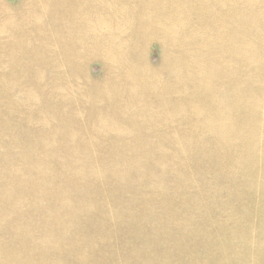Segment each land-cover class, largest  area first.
<instances>
[{
    "label": "rangeland",
    "instance_id": "374dc122",
    "mask_svg": "<svg viewBox=\"0 0 264 264\" xmlns=\"http://www.w3.org/2000/svg\"><path fill=\"white\" fill-rule=\"evenodd\" d=\"M66 1L67 0H0V42L4 41V38L8 33L22 31L25 24L28 25L26 33L32 27H36L38 30L45 33L49 32L51 36H48L50 37V40L47 39V41L53 43V56L56 58L55 60H59L55 55L56 51L62 53V51L68 50L69 53L72 54L71 56L73 58H76L75 70L66 68L65 70L60 71H51V65L45 64L46 67L42 71L43 78L45 80H48L52 79V76H54L55 74L67 75V73H76L82 78L81 80H90V85L87 83V87L90 88L89 90L92 92V94H98L106 99H110L109 97L114 96V66H112L109 72H106L107 66H105L106 64L103 62V59L106 58V55L102 53L97 46L100 43L101 45L104 44V40H102L101 37H98L96 41V38H92L89 36L83 37L80 36L82 34L79 35L75 29H68L69 25H73L75 28L81 27L79 15H83L86 13L90 14V17L93 20H97L99 18V20L104 19L110 22H120L121 24H123L124 22V24L128 23L129 25H133V31L135 32H133L134 35H130L129 45L131 46L133 51L135 47L136 51L139 49L138 51H141V53L134 55L132 54L131 50L127 51V53L129 52L128 54L131 53L130 55H132L133 58L132 61H136V58L139 55H141L142 53L145 54L146 52V57L148 59L147 62H149L153 66H156L158 64L159 57L161 53L163 55V52H160L158 50L160 48L157 46V43H150L147 45V48H145L146 44L144 43L145 39L154 36L150 34L152 30L142 32L143 36L142 34H139L140 36L136 35L139 32L137 30L138 27L141 26H146L157 22L160 23L158 25L159 27L161 26L160 28L164 27V24L162 25L164 21L160 13L165 8V0H71L65 3ZM169 1L170 0H166L167 4ZM6 11L7 14L11 12V14L13 15H4ZM120 11H122V13ZM125 11L127 16H125ZM125 21L127 23H125ZM16 26L19 27L16 28ZM6 28L7 32L4 31V29ZM258 33H261L260 45L264 49V28H261ZM55 35L56 41H52V38H54ZM164 39L165 38H163V42ZM37 42L39 43L40 41ZM13 43L16 44L17 42L13 41ZM33 44L35 45L36 43ZM3 46H5V44L1 43L0 47ZM161 48L163 50L162 45ZM38 52L40 51L38 50ZM38 52L35 56V50L33 49L34 56H29L28 54L21 56L20 61H31V65L29 66L0 65V195L2 196V198L0 197V264H42L43 262L45 264H91L90 261H92V264H109L111 263V261V264H202V262L203 264H221L229 258L236 260L237 262H239V264H264V211L263 215L261 212L262 210H264V192H262V189L264 188H255V190L254 188H250L249 184H244L245 178L243 171L246 168L240 163L236 151H234L229 146H227L223 150H220V147L218 146L214 135L202 131V135H200L199 138L201 137V141L204 139L205 144H202L201 150L197 149L196 147H191L193 150H191V148L186 149L187 153L183 151L179 154L181 156L179 157V162L177 160V164L171 163V160L167 161L166 159H163V162H161L160 164L155 161L159 157H156V148H170V146H168L167 144H159L157 146L153 145L151 147H146L145 154L148 157V162L144 164L141 160L140 169H138L139 167H137L135 164H132L130 160L126 158L128 152H122L126 151L127 149L130 150V146H127V149H124L123 146L114 147V145H112L114 143H107L106 139H100V143L94 150L82 153L78 151H76V153L75 151L70 152V149H79L77 148L78 146L82 148L83 145L77 142L79 139L93 140L92 137H87L86 135L82 137H76V134L82 133V128L86 129L90 124L88 121L93 118L91 117L90 109L94 106H101V111L103 113L111 115L114 112V104L106 103L102 105L103 102L96 104L85 103L88 100H78V97L71 95L68 96L64 102L58 103L61 101L66 90H75L77 86L71 85L72 83L68 82H57V84L65 85L67 87H65L63 91L58 92L57 96L46 100L43 96V93L50 89L48 88V86L51 85L50 82H41L42 85H40L34 83L33 81L27 80V83H23L18 79L19 74H16L19 71L26 72L31 71L33 68H35L34 62L36 61L35 57L38 58ZM79 52H81V55H87L89 57L84 59L83 61H79L78 63L77 58L81 56H77ZM164 52H166V50ZM176 53L178 52L171 54L172 57H174ZM65 55H68L67 52L65 53ZM198 55L201 57H209L210 54L208 51H200ZM259 60H261L262 63L264 62V54L260 56ZM118 71H116L117 74H120L122 72L121 69H119ZM252 71L257 73L259 71V65H257ZM30 74L32 75V72H30ZM258 74L260 76L264 75V73ZM5 77H7V80L4 79ZM164 77L165 74H163V78ZM101 78L105 81V84H99ZM234 78L235 77L232 76V81H234ZM13 81L15 83L17 82L18 86H16ZM248 82V84L245 83V85L242 86L243 90H241L240 96H238L237 98L238 102L240 100H243L242 102H248L255 99L256 96L249 93V88L253 90H260L257 96H260L261 92L264 94V80H261L258 84H254L252 80H248ZM19 85L21 87H19ZM29 90L36 92V99L38 98V100L36 101L38 102V104L40 100L44 101L45 112L47 113V115L45 117H41L43 119L40 118L38 120V116L31 118L32 113L37 114L38 104L37 102L30 103L28 101L27 97ZM237 92L238 90L234 91L232 88V90H230L227 95V99H229L230 103L233 105L237 104L235 102V95ZM26 99L29 104L28 106L35 105L36 108L34 106L31 111L30 108L25 110V105L27 104ZM71 100L73 102H71ZM22 101L24 102L21 103ZM142 104L143 105L138 109L132 110L129 116L120 118V120L126 121L132 127V135H145L148 133H155L153 135L155 136L156 140H158L159 136L157 137V135H165L177 131L180 126L178 124H173L175 126H172L170 129H162L160 127V123L146 122L149 116H151L152 119L155 118V114L147 115L149 109L153 108V106L146 102ZM261 104L264 106V99L261 101ZM145 106H150V108L146 110ZM158 108L159 110H161L160 105L158 106ZM249 113V111L246 112V114ZM241 115L242 113L239 112V115L236 118L238 125L240 124ZM112 121L114 122V116L112 118ZM35 124H40L43 129L41 131L38 130ZM45 124L48 125L46 126ZM27 125H32L30 130L32 131V134L29 133L28 136H26L27 131L22 128L23 126ZM260 127L261 126L258 125L257 130H261L263 132V135L260 134L259 136H255L254 134L253 136L255 141L260 140L263 141L264 144V124L261 129ZM13 138L14 142H12ZM150 138L154 141L152 136ZM107 139L114 140V137L113 135L108 134ZM64 141H67L66 149H68L69 154L58 156L60 159H58L57 156H54V158L51 157L52 159L49 162H43V164L41 163L44 166L41 165V168H39L38 171L35 162L38 161V158L39 160L44 161L45 154L47 152H42L40 149L35 147L32 150H28V147L38 146L42 149H44L45 147V149H50V147H58ZM259 149H264V147H261ZM120 153H122V155ZM190 155L192 159L190 158ZM34 158H36L35 162H33ZM73 159L76 163L72 161ZM229 159L231 160L230 165L226 163L230 162ZM183 160L184 162H182ZM216 160L217 163L220 161V167L219 164L216 165ZM117 161H119L120 164L116 163ZM256 161H258L257 158ZM256 161L254 164V169H252L253 167L250 168V171L252 173H257L263 165L258 161L257 166ZM124 163L128 164L127 168H125ZM199 163H201V166L199 165ZM232 163L235 165L233 166ZM180 164H183L182 167L185 166L183 167L184 169H182L181 167V169L179 170L181 166ZM237 164H241V167ZM116 165H119V168L124 166V168L122 167L123 169L121 168V170L126 172V176H124V178L128 180V178L132 176V183H130V178L129 181H126L123 178V181L122 179L120 180L119 178L115 177V169H118V166L115 168ZM212 165L213 168L211 167ZM56 166L57 168H60V170H58ZM110 166L114 169L113 171H111L113 174H109ZM191 166L193 167L191 168ZM196 166L198 170H195ZM256 166L257 169H255ZM88 168H91L90 171ZM219 168L223 172H221ZM110 169L112 170V168ZM211 169L212 172L210 171ZM216 170L220 172V177H216V173H218V171ZM225 170H230V172L227 171L226 173ZM239 170L242 171L239 172ZM195 171L196 173H194ZM40 173H42L43 175H41ZM116 173L118 172L116 171ZM186 174L190 176L188 177L187 175V179H184ZM225 174L226 176L228 175L227 178ZM240 174L243 176H241ZM229 176H231V178ZM181 177L183 178L181 179ZM116 179L119 182H116ZM214 179H217V181H215ZM37 180H39V184L37 183L35 185ZM181 180H184V182H181ZM234 180H236V182ZM120 181H123V183H121ZM48 182L49 185H47ZM184 183H187L189 185H185ZM235 184H238L239 186L236 185V187ZM216 186H218V188L220 189H217ZM214 187L215 189H212ZM112 188L114 189L115 193L119 192L117 193L118 195L116 194L117 196H115L114 191L112 192ZM249 189L250 192L248 191ZM212 190L216 194H214ZM7 191L8 195L6 193ZM207 191H209L211 195L207 194V196H205L204 194ZM217 191L220 192L219 196H215L217 195ZM199 192H203L204 194L199 196ZM261 192L262 197H260ZM6 196L10 197V199H8V197ZM210 196L213 197L210 198ZM230 197L232 199V202ZM259 197L261 199H259ZM221 198L225 200H222ZM235 198H237L238 200H235ZM12 199L18 202L15 203V201ZM233 200L235 201L233 202ZM245 200L247 203L245 202ZM117 202H119L120 204ZM135 202L140 207L137 205L135 206ZM64 203L65 205H63ZM207 203H211L212 205H214H207ZM91 204L92 206H90ZM177 204L180 205V209L178 208L179 205ZM247 204H249V206H247ZM252 204L254 207L252 206ZM85 205L88 206V208H86ZM133 205L139 211H137ZM181 205H184L183 208ZM202 205L204 206L205 210L203 208V210L201 209ZM185 206L190 210L186 209L185 212ZM132 207H134L136 213ZM220 209L222 211H220ZM96 210H98L99 213L96 212ZM126 210L128 212L130 211L129 214L128 212H126ZM212 210H214V213L212 212ZM223 210L225 214H222L224 213ZM230 210L232 212H229ZM244 210L245 212L247 211V213H245L247 215V218L243 213ZM114 211L116 212L115 214ZM107 212L109 213V215L107 214ZM234 212L239 213V218L237 215L235 216ZM100 213H102L103 216H101ZM132 213L134 214L133 217ZM147 213H149V215ZM137 214H139V216ZM134 216L135 219L138 218L136 219L137 223L135 222ZM145 217L146 219H148L146 222ZM171 217L173 219L176 218L174 220H180L183 218L182 221H184L185 217V226L187 225L185 227V232L187 233H185L183 230L182 234L183 236H187L192 233L187 239L189 243L187 241V245H182L179 249L175 248L176 245H174L173 242H165L163 239V236L168 233L169 229L165 227V223L172 222L173 219ZM229 217L230 220L228 219ZM231 217H234V219H231ZM43 218H45V220ZM120 218L121 220L124 219L122 220V223H119V221L121 222ZM245 218L246 220L244 221ZM129 219H131L132 221ZM58 220L62 223H60ZM139 220L143 221L140 222ZM123 221L125 223H123ZM243 221L246 224H244ZM67 222H69L70 226L64 228V226H66L65 223ZM158 222L161 226L158 224ZM235 222H237V224L234 225ZM209 223L211 224V228L209 227ZM130 224L131 226L133 225L132 228H130ZM230 224L231 227L228 226ZM62 226L65 230H63ZM145 226L148 228V230ZM66 229H68V231ZM207 229L208 231H206ZM202 230L205 231L204 234ZM158 231L159 233L161 232V235L158 234ZM125 232L127 234H125ZM194 232L195 234L197 233L196 235L198 237L194 234ZM237 232L238 234H240L238 235ZM42 233H50V236H52L53 238V240L50 243H47L44 247H42V244L40 243V241H42ZM206 233L208 234V236ZM73 234L75 237H73ZM77 235L80 238L81 236H83L84 238H82L84 241L81 240L80 242L79 238H77ZM127 235L130 239L127 237ZM212 235H215L214 237H216V240ZM137 237H139L140 239ZM104 238L105 240H103ZM36 239L37 241H40L37 242ZM74 242H76L77 244H72ZM107 242L109 243L107 244ZM93 243L97 245L94 246ZM105 244L107 245L105 246ZM53 247H55L56 250ZM110 247H112V250ZM209 247H211V249ZM43 248H46V250ZM93 248L95 249L93 250ZM102 249H104V252L102 251L101 253ZM89 251L90 253L88 254ZM103 253L105 254L103 255ZM82 254L89 259L85 256L84 259V257H82ZM100 255H102L103 259L100 258ZM114 255L116 256L117 261L115 263H113L115 261ZM175 255L180 256V258H172V256ZM190 255L193 258L190 257ZM96 256L98 257L94 258ZM253 260L255 261V263Z\"/></svg>",
    "mask_w": 264,
    "mask_h": 264
},
{
    "label": "bare ground",
    "instance_id": "6f19581e",
    "mask_svg": "<svg viewBox=\"0 0 264 264\" xmlns=\"http://www.w3.org/2000/svg\"><path fill=\"white\" fill-rule=\"evenodd\" d=\"M68 1H71V0H67L65 3H67ZM105 5H106V3H105ZM164 6H165V8L160 13V15L162 16V19L164 21V23H162V25L164 24V27L160 28L161 26L160 27L158 26L160 23H157V22L154 24L146 25V26L140 25L141 27H138L137 30L139 32L137 31L138 34L136 35V36H140L139 34H142V32L152 30V32L150 34H152L154 36H151V37L145 39L144 43L146 44L145 48H147V45L150 43L151 44L157 43V46L160 48V49H158V47H157V49L160 52H163V55L161 53V55L159 57V62L156 66H153L149 62H147L148 59L146 57V52H145V54L142 53L141 55H139L136 58L137 60L135 59L136 61H132V59H133L132 55H130L131 53L128 54L129 52L127 53V51L131 50L132 54H134V55L140 54L141 51H138L139 50L138 48H137L138 50L136 51L135 47H134V51H133L131 46L129 45L130 35H134L133 32H135V31H133V28H134L133 25H129L126 21H125V23H127V24H124V22H123V24H121L120 22H114V21L110 22V21L104 20V19L99 20V18L97 20L96 19L93 20L90 17L91 16L90 14L85 13L83 15H79L80 24H81L80 28L79 27L75 28L73 25H69L68 29H75L79 35L82 34L80 36H83V37L89 36L92 38H96V41H97L98 37H101L102 40H104L103 45H101V43H100L97 46H98L99 50L106 55V58L103 59V62L106 64L105 66H107L106 72H109L111 70L112 66H114V96L109 97L110 99H112L114 101H112L110 99L103 98L98 94H92V92L89 90L90 88L87 87V83L90 85V80L83 81V80H81L82 78L80 76H78L76 73H71V74L67 73V75L55 74L54 76L51 75L52 79H48V80L46 79L45 80L43 78V73H42V71L46 67L45 64L51 65V71L52 70H59L60 71V70H65L66 68L67 69L71 68V69L75 70L76 58H73L71 56L72 54L69 53L68 50L62 51V53L56 51L55 55L59 59V60L57 59L58 61H56L55 60L56 58L53 56L54 55L53 43L50 41H47V39L50 40V37H48V36H51L50 33L49 32L45 33L43 31H40L36 27H32L26 33V29L28 27L27 24H25L22 31H15L14 33L10 32L6 35V37L4 38V41L0 42V44L1 43L5 44V46L0 47V65H3V66H9V65L26 66L27 65V66H29V65H31V61L28 60L27 62H22V61H20L21 56H23L25 54H28L29 56H34L33 55V49L35 50V56H36V53L39 50L40 52H38V54H37L38 58L35 57V60H36L34 62L35 68H33L31 71H26V72L19 71L16 73V74H19V77L17 76L19 81H21L23 83H27V80H30V81H33L34 83L40 84V85H42L41 82L42 83L50 82L51 85L48 86V88H50V89L43 93V96L45 97L46 100H49L52 97L57 96L58 92L63 91L64 88L67 87L65 85L57 84V82H68V83H72L71 85H77L75 88L76 92L73 89L66 90L61 101L58 103L64 102L67 99V97L71 95V96L78 97V100H88L85 103L96 104V103L103 102L102 105H104L106 103L114 104V112L111 114L112 116L109 114L103 113L101 111V106H94L90 109L91 117H93V118H91V120L89 119L90 121H88V122L90 124L87 126L86 129L82 128V133L76 134V137H82V136L86 135L87 137H92L93 140L79 139L77 142L80 143L81 145H83L82 148L80 146H78L77 148H79V149H76V148H74L73 150L70 149V152L75 151V153H76V151H78V152L82 153V152H88L90 150H94L97 147V145L100 143V139H106L107 143H114V144H112V145H114V147H118V146L122 147L123 146L124 149H127V146L128 147L130 146V150L127 149L126 151H122V152H128V155L126 156V158L129 159L132 164H135L137 167H139L138 169H140L141 168L140 167L141 160L143 161L144 164L148 162V159H147L148 157L145 154L146 147H149V146L151 147L153 145L157 146L159 144H167L168 146H170V148H162V147L156 148V151H157L156 157L157 156H159V157L155 161L158 162V164H160L161 162H163V159H166L167 161L171 160V163L177 164L176 162H177V160L179 162V157L181 156L179 154L182 153L183 151L186 152V149H190L191 147L192 148L196 147L197 149L201 150L202 144L203 143L205 144V140L203 139L201 141V139H200L201 137L199 138V136L202 135V131H205L206 133L214 135V138H215L218 146L220 147V150H223L227 146H229L230 148H232L234 151L237 152L240 163L242 164V166H244L246 168L243 171L244 178H245L244 184H249L250 188H252V189L253 188L254 189L255 188L256 189L264 188V149H259L261 147H264L263 146L264 144H263V141H260V140L255 141L254 136H253L254 134H255V136H259L260 134L263 135V132L261 130H257L258 129L257 126L260 125L261 126L260 129H261L263 127V124H264V106L261 104V101L264 99V94L261 92V95L257 96L259 94L260 90H257V89L253 90V89L249 88V93L251 95L256 96L255 99L248 101V102H242L243 100H240L239 102L237 101L238 96H240L241 90H243L242 86L245 85V83L248 84L249 83L248 80H252V82L254 84H258V83H260L261 80H264V75L260 76L258 74V73H264V62L262 63V61L259 60L260 56L262 54H264V49L260 45L261 33H258V31L261 30V28H264V0H170L168 2V4L165 0ZM120 12L122 13V11H120ZM125 14H126V11H125ZM4 15L12 16L13 14H11V12H9L7 14V11H6L4 13ZM125 16H127V14ZM18 27L19 26H16V28H18ZM4 31L7 32V28L4 29ZM115 33H116V35H115ZM142 36H143V34H142ZM163 38H165L164 42H163ZM52 39H53L52 41H56V35ZM13 41H16L17 43L14 44ZM37 41H40V42L38 43ZM33 43H36V44L34 45ZM31 45H32V47H31ZM161 45L163 46V50L161 48ZM165 50H166V52H164ZM92 51H93V49H92ZM200 51H208L210 54L209 57L199 56L198 54ZM66 52L68 55H65ZM175 52H178V53H176L175 56L172 57L171 54H174ZM79 55H81V52H79V54H77V56H79ZM88 57L89 56H87V55H81L77 58V62L79 63V61H81V60L83 61L84 59H86ZM30 60H32V59H30ZM25 63H27V64H25ZM257 65H259V71L256 73V72H253L252 70ZM17 66H15V67H17ZM5 68H7V67H5ZM119 69H121L122 72L120 74H117L116 71H118ZM30 72H32V75L30 74ZM163 74H165L164 78H163ZM232 76L235 77L234 81H232ZM4 79L7 80V77H5ZM13 82H12V84H13ZM81 83H82V85H81ZM14 84H16V86H18L17 82L16 83L14 82ZM99 84H105V81L101 78ZM6 85H7V83H6ZM19 87H21V86L19 85ZM45 88H47V87H45ZM232 88L234 91L238 90V92L235 95V102L237 104H234V105L230 103L229 99H227L228 98L227 95L230 92V90H232ZM28 92H29L28 97H27L28 101L30 103L37 102L36 100H38V98L36 99V97H37L36 92L30 91V90ZM27 99H26V102H27ZM24 101H22L21 103H23ZM71 102H73V101L71 100ZM144 102L149 103V104H151V106H153V108H150V106H145L146 110L150 108L147 115L155 114V118L152 119V117L149 116V118H148V120H146V122L160 123V127L162 129H170L172 126L173 127L175 126L173 124H178V125H180L179 126L180 129L178 128L177 131L173 132V133H169V134H165V135L164 134L157 135V137L159 136L158 140H156L155 136L153 135L155 133H148L145 135H132L131 134L132 127L126 121L120 120V118L129 116V114L131 113L132 110L138 109L139 107H141L143 105L142 103H144ZM37 104H38V102H37ZM28 105L29 104L27 102V104L25 105V110L30 108V111H31V109L34 108V106H35V105H30V106H28ZM159 105L161 107V110H159V108H158ZM35 108H36V106H35ZM247 111H249L250 113L246 114ZM239 112H241L242 115L240 116V118H241L240 124L238 125L236 118L238 117ZM52 113H53V111H52ZM46 115H47V113L45 112L44 101L40 100V102L38 104L37 114L32 113L31 118L38 116L37 118L39 120L41 117H45ZM113 116H114V122L112 121ZM31 118H28V119H31ZM41 119H43V118H41ZM46 122H44V123H46ZM39 123H40V121H39ZM35 125L38 128V130H40V131L43 129V127H41L40 124H35ZM27 126L22 127L27 131V133H26L27 135L25 134L26 136H28L29 133L32 134V131H30L32 125L28 126V128H27ZM108 134L113 135L114 140H108L107 139ZM151 136L153 137L154 141L150 138ZM208 138H209V136H208ZM12 142H14V138H13ZM66 142L67 141H64L63 143H61L56 148L50 147V149H45L46 147L44 149H42L41 147H38V146L28 147V150H32L35 147V148L40 149L42 152H47L45 154V160L44 161L39 160V158H38V161H36L35 160L36 158H34L33 162L36 161L35 163H36V166L38 168V171H39V168H41V165L43 164V162H45V163L49 162L52 158H54V156L58 157L61 155L63 156V155L69 154L68 149H66V147H67ZM43 143H44V139H43ZM192 148H191V150H193ZM189 153H190V151H189ZM221 153H222V151H221ZM120 154L122 155V153H120ZM190 158H191V155H190ZM256 158L263 165L257 173H252L250 171V168L253 167L252 169H254V167H255L254 164H255ZM58 159H60V158L58 157ZM72 161L75 162L74 159ZM236 161H235V163H236ZM258 161H256V164ZM70 162H71V160H70ZM182 162H184V160ZM116 163L120 164L119 161H117ZM164 163H166V162H164ZM216 163H217V160H216ZM226 163H228L230 165L231 160H230V162H226ZM37 164H39V165H37ZM68 164H70V163H68ZM124 164H125V168H127L128 164L127 163H124ZM200 164L201 163H199V165ZM218 164L220 167V161L216 165H218ZM241 164H237V165L240 166ZM182 165L180 166L179 170L181 169ZM224 165H226V164H224ZM234 165L235 164H233V166ZM42 166H44V165H42ZM57 166H56V168H57ZM117 166H118V169L116 168ZM197 166H196L195 170H198ZM257 166H258V164H257ZM257 166L255 169H257ZM122 167L124 168V166H122ZM174 167H176V166H174ZM183 167H185V166H183ZM183 167H182V169H184ZM192 167L193 166H191V168ZM204 167H205V165H204ZM211 167L213 168V165ZM56 168H55V170H56ZM91 168H88L89 171ZM110 168H112V170ZM115 168L117 169V170L115 169V175H116L115 177L119 178L120 180L121 179L123 180L124 176H126V174H125L126 172L121 170V168H119V165H116ZM131 168H130V170H131ZM57 169L60 170V168H57ZM107 169H108V166H107ZM133 169H134V167H133ZM229 169H231V168H229ZM66 170H67V168H66ZM113 170H114L113 167L110 166L109 167V171H110L109 174H111L112 173L111 171H113ZM219 170H220V168H219ZM63 171H65V170H63ZM116 171L119 174L116 173ZM174 171H175V169H174ZM210 171L212 172V169ZM216 171H218V170H216ZM225 171H224V173H225ZM227 171H226V173H227ZM240 171H242V170H239V172ZM221 172H223V171H221ZM228 172H230V170ZM194 173H196V171ZM219 173H220L219 171H218V173H216V177H220ZM40 174L43 175L42 173H40ZM70 174H71V172H70ZM228 174H230V173H228ZM241 174H242V172H241ZM187 175L188 174L185 175L184 179H187V177H186ZM74 176H75V174H74ZM189 176L190 175H188V177ZM225 176H226V174H225ZM227 176H226V178H227ZM231 176H229V177L231 178ZM233 176H234V174H233ZM241 176H243V175H241ZM39 177H40V175H39ZM183 177H181V179ZM129 178L131 179L130 183H132V179H133L132 176ZM129 178H128V180H126L125 178L124 179L126 181H129ZM236 178H233V179H236ZM244 178H243V180H244ZM60 179H61V177H60ZM174 180H175V178H174ZM38 181L39 180L36 181L35 185L38 183ZM117 181L118 180L116 179V182ZM123 181H120V182L123 183ZM215 181H217V179ZM234 181L236 182V180H234ZM181 182H184V180L183 181L181 180ZM181 182H180V184H181ZM238 182H239V180H238ZM111 183H112V181H111ZM189 183H191V182H189ZM64 184H65V182H64ZM184 184L189 185L187 183H184ZM184 184H183V186H184ZM47 185H49V182L47 183ZM206 185H207V181H206ZM236 185H238V184H235V186ZM68 186H69V184H68ZM181 187H179V188H181ZM216 187H217V189H220V188H218V186H216ZM212 189H215V187ZM122 190H121V192H122ZM113 191H114V189L112 190V192ZM131 191H132V189H131ZM248 191L250 192V189ZM207 192L205 194L203 192H199L200 193L199 196H201L202 194H204L205 196H207V194H210L209 191H207ZM242 192H244V191H242ZM262 192H264V189H262ZM262 192H261L260 197H262ZM6 193L8 195V191ZM117 193H119V192H117ZM117 193H115V191H114L115 196L118 195ZM160 193H163V192H160ZM257 193H259V192H257ZM114 194H112V195H114ZM214 194H216V193L214 192ZM219 194H220V192L217 191V195H215V196H219ZM90 195H91V193H90ZM86 196H87V194H86ZM92 196H94V195H92ZM0 197L2 198L1 195H0ZM6 197H8V196H6ZM212 197L210 196V198H212ZM240 197H242V196H240ZM260 197H259V199H261ZM4 199H5V196H4ZM8 199H10V197H8ZM116 199H117V197H116ZM230 199H231V197H230ZM233 199H234V197H233ZM12 200H14V199H12ZM206 200H207V198H206ZM222 200H225V199H222ZM235 200H238V199L235 198ZM235 200H233V202ZM16 202H18V201H15V203ZM138 202H140V201H138ZM231 202H232V199H231ZM245 202H246V200H245ZM252 202H253V200H252ZM5 203H6V201H5ZM117 203H119V202H117ZM211 203H214V202H211ZM211 203H209V204H211ZM97 204H99V203H97ZM114 204H115V202H114ZM209 204L207 203V205H209ZM230 204H232V203H230ZM242 204H243V202H242ZM242 204H241V206H242ZM63 205H65V203ZM134 205L139 206L137 203ZM177 205H179V204H177ZM200 205H199V207H200ZM83 206H84V204H83ZM90 206H92V204ZM183 206H182V208H183ZM247 206H249V204H247ZM252 206H253V204H252ZM256 206H257V203H256ZM85 207L88 208V206H86V205H85ZM116 207H117V205H116ZM134 207H132V208L134 209ZM179 207H180V205L178 206V208ZM132 208H131V210H132ZM202 208L205 210L203 205H202L201 209ZM209 208H210V206H209ZM229 208H230V206H229ZM4 209H5V207H4ZM53 209H54V207H53ZM58 209H61V208H58ZM128 209H130V208H128ZM135 209H136V207H135ZM186 209L187 208L185 206V212H186ZM221 209H220V211H222ZM80 210H81V207H80ZM100 210H102V209H100ZM119 210H120V208H119ZM122 210H125V209H122ZM127 210H126V212H128ZM136 210L139 211L138 209H136ZM136 210H135V213H136ZM171 210H172V208H171ZM217 210H218V208H217ZM196 211H197V209H196ZM263 211L264 210L261 211L262 215H263ZM96 212H98V210H96ZM129 212H128V214H129ZM212 212L214 213V210H212ZM223 212H224V210H223ZM226 212H227V210H226ZM229 212H232V211L230 210ZM86 213H87V211H86ZM115 213L116 212L114 211V214ZM220 213H218V214H220ZM243 213L245 214V213H247V211L245 212V210H244ZM100 214H101V216H103L102 213H100ZM107 214L109 215L108 212H107ZM147 214L149 215V213H147ZM222 214H225V212ZM234 214H235V216L237 215L239 218L240 215L238 212H236V213L234 212ZM133 215L134 214L132 213V217H133ZM137 215L139 216V214H137ZM105 216H106V214H105ZM119 216H120V212H119ZM125 217H124V219H125ZM169 218H170V216H169ZM246 218H247V215H246ZM246 218L244 219V221L246 220ZM43 219L45 220V218H43ZM124 219H122V220H124ZM134 219H135V216H134ZM136 219H138V218H136ZM136 219H135V222H136ZM145 219H146V217H145ZM174 219H176V218H174ZM174 219L172 222L165 223V227H167L169 229H168V233L165 236H163L164 237L163 239L165 242H173L174 245H176L175 248L179 249L180 246L187 245L186 244L188 241L187 239L192 233L190 235H187V236L186 235L183 236V234H182L183 230L185 232V227L187 226V225L185 226V217H184V221H182L183 218L180 220H174ZM228 219L230 220V217ZM231 219H234V217L233 218L231 217ZM235 219H236V217H235ZM120 220H121V218H120ZM122 220H121V222L119 221V223H122ZM129 220H131V219H129ZM147 220L148 219H146L145 222ZM115 221H116V219H115ZM139 221L142 222L143 220H139ZM217 221H218V219H217ZM238 221H239V219H238ZM244 221H243V223H244ZM145 222H144V224H145ZM213 222H214V220H213ZM60 223H62V222H60ZM123 223H125V222L123 221ZM239 223H240V221H239ZM65 224H66V226H64V228L70 226L69 222H67ZM71 224H72V222H71ZM158 224H159V222H158ZM235 224H237V222H235L234 225ZM244 224H246V223H244ZM210 225L211 224L209 223V227H210ZM50 226H52V225H50ZM132 226L130 224V228H132ZM134 226H135V224H134ZM213 226H214V224H213ZM228 226L231 227V224ZM62 228H63V226H62ZM64 228H63V230H65ZM77 228H78V226H77ZM130 228H129V231H130ZM68 229H66V230L68 231ZM147 230H148V228H147ZM18 231H19V229H18ZM206 231H208V229ZM237 231H238V229H237ZM126 232H125V234H127ZM190 232H192V231H190ZM204 232L205 231H203V234H204ZM217 232H218V230H217ZM235 232H236V229H235ZM185 233H187V232H185ZM48 234H46V233L43 234V236L41 237L42 241L38 240L42 244V247H44L47 243H50L53 240L52 236H50V233H48ZM143 234H144V232H143ZM158 234L161 235V232L159 233V231H158ZM194 234H195V232H194ZM237 234H238V232H237ZM145 235H146V232H145ZM200 235H202V234H200ZM207 236H208V234H207ZM73 237H75L74 234H73ZM82 237L83 236H81V238H80L77 235V238H79L80 242L84 238V237L83 238ZM127 237H128V235H127ZM105 238L103 240H105ZM137 238H139V237H137ZM140 238H141V236H140ZM214 238L216 240V237H214ZM233 238H235V237H233ZM263 238H264V236H263ZM213 239H211V240H213ZM103 240H102V242H103ZM107 240H108V238H107ZM194 240H195V238H194ZM217 240H218V238H217ZM36 241H37V239H36ZM191 241H192V239H191ZM262 241H263V239H262ZM75 243L76 242H74L72 244H75ZM108 243L109 242H107V244ZM130 243H132V242H130ZM188 243H189V241H188ZM247 243H248V241H247ZM54 244H57V243H54ZM69 244H70V242H69ZM107 244H105V246ZM211 244H212V242H211ZM218 244H219V242H218ZM240 244H242V243H240ZM79 245H80V243H79ZM96 245L97 244H94V246H96ZM201 245H202V243H201ZM77 246H76V248H77ZM197 247H198V245H197ZM207 247H206V249H207ZM211 247H209V248L211 249ZM53 248L55 249V247H53ZM110 248L112 250V247H110ZM113 248H114V246H113ZM43 249L46 250V248H43ZM94 249L95 248H93V250ZM80 250H81V248H80ZM103 250L104 249L101 250V253ZM72 251H74V250H72ZM96 251H97V249H96ZM138 252H139V250H138ZM224 252H226V251H224ZM80 253H82V252H80ZM89 253H90V251L88 252V254ZM99 253H100V251H99ZM104 254L105 253H103V255ZM141 254H138V255H141ZM76 255H77V253H76ZM84 256L82 254V257H84ZM100 256H101L100 258L103 259L102 255H100ZM109 256H110V254H109ZM85 257H84V259H85ZM97 257L98 256H96L94 258H97ZM174 257L180 258V256H178V255L172 256V258H174ZM190 257H192V256L190 255ZM86 258H88V257H86ZM114 259H115V261L113 263L117 262L116 256ZM47 260H48V258H47ZM75 260H78V259H75ZM40 261H41V259H40ZM84 261H86V260H84ZM88 261H90V260H88ZM260 261H261V258H260ZM54 262H55V260H54ZM66 262H68V261H66ZM90 262L92 264V261H90ZM78 263H80V262H78ZM93 263H94V261H93ZM111 263H112V261H111ZM111 263H109V264H111ZM254 263H255V261H254ZM256 263H257V261H256ZM71 264H73V263H71ZM82 264H84V263H82ZM202 264H203V262H202ZM221 264H239V262H237L236 260H234L232 258H229L224 263H221Z\"/></svg>",
    "mask_w": 264,
    "mask_h": 264
}]
</instances>
